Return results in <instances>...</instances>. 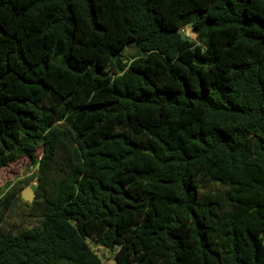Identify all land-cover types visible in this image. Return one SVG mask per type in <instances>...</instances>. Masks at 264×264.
Masks as SVG:
<instances>
[{
  "label": "trees",
  "instance_id": "1",
  "mask_svg": "<svg viewBox=\"0 0 264 264\" xmlns=\"http://www.w3.org/2000/svg\"><path fill=\"white\" fill-rule=\"evenodd\" d=\"M23 157L41 220L2 228L18 179L0 264H264V0H0V170Z\"/></svg>",
  "mask_w": 264,
  "mask_h": 264
},
{
  "label": "rangeland",
  "instance_id": "2",
  "mask_svg": "<svg viewBox=\"0 0 264 264\" xmlns=\"http://www.w3.org/2000/svg\"><path fill=\"white\" fill-rule=\"evenodd\" d=\"M184 33L195 40L194 33H191L188 27H185ZM140 52L133 42L127 43L114 57L116 71L124 68L132 59L139 56ZM38 164H33L27 158H20L18 161L8 165L0 170V196L9 190L12 184L17 180L20 183V189L16 192L15 199L2 222L4 229H22L28 226L38 224L41 220L43 205L35 196L30 203L21 198V191L25 187H30L33 191L38 185L36 171ZM34 201L35 204H33ZM93 251L101 259L102 264H117L114 260L113 252L98 245L90 244Z\"/></svg>",
  "mask_w": 264,
  "mask_h": 264
},
{
  "label": "water",
  "instance_id": "3",
  "mask_svg": "<svg viewBox=\"0 0 264 264\" xmlns=\"http://www.w3.org/2000/svg\"><path fill=\"white\" fill-rule=\"evenodd\" d=\"M178 32H181V30H178ZM34 196H35V192L30 187H25L21 191V198L27 203H30Z\"/></svg>",
  "mask_w": 264,
  "mask_h": 264
}]
</instances>
